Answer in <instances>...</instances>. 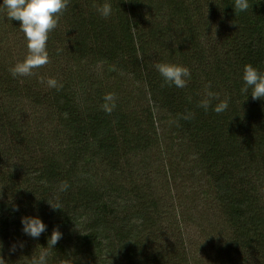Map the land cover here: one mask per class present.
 Instances as JSON below:
<instances>
[{"label": "trees", "instance_id": "1", "mask_svg": "<svg viewBox=\"0 0 264 264\" xmlns=\"http://www.w3.org/2000/svg\"><path fill=\"white\" fill-rule=\"evenodd\" d=\"M104 2L67 0L49 62L17 77L27 40L0 10V258L31 264L59 228L48 264H264V100L241 92L245 65L264 72V0Z\"/></svg>", "mask_w": 264, "mask_h": 264}, {"label": "clouds", "instance_id": "2", "mask_svg": "<svg viewBox=\"0 0 264 264\" xmlns=\"http://www.w3.org/2000/svg\"><path fill=\"white\" fill-rule=\"evenodd\" d=\"M232 7L235 9L236 14L245 12L249 7V0H234ZM66 8L67 0H3L0 3V10H6L9 20L21 22L19 30L27 40L28 55L23 61L18 62L10 69L13 77L31 75L33 69L39 68L49 62L47 52L49 33L57 27L59 16ZM96 11L102 18L107 19L112 14V6L105 0L102 6L96 8ZM155 69L169 86L174 85L177 88H184L191 79L190 69L181 65L160 62L155 64ZM242 80V93H248L250 90V96L253 99L264 100V72H261L252 64H247L243 69ZM47 84L52 88L59 87L58 81L53 78L48 79ZM210 89L211 85H208L206 89V96L208 98L202 100L200 103V107L205 111L211 106L212 98H219ZM111 99L112 96L109 94L106 100ZM114 107V104L111 107L106 104L105 110L111 112ZM228 107V101L222 100L215 105L213 110L219 114L226 111ZM53 209L60 208L53 207ZM21 223L24 234L34 239H38L41 234L47 231V225L38 215L22 217ZM61 238L62 233L59 231V228L54 229L48 239V246L46 248L43 247L45 251H42L39 256L33 255L31 264H48L47 249H55ZM13 250H15V246ZM0 264H5L3 258H0Z\"/></svg>", "mask_w": 264, "mask_h": 264}, {"label": "rangeland", "instance_id": "3", "mask_svg": "<svg viewBox=\"0 0 264 264\" xmlns=\"http://www.w3.org/2000/svg\"><path fill=\"white\" fill-rule=\"evenodd\" d=\"M153 157H155V155ZM206 210H207V206H199L198 210H195V211L193 210V215L195 218L198 217L199 219L204 215V213H206V215L208 216V213L206 212Z\"/></svg>", "mask_w": 264, "mask_h": 264}]
</instances>
